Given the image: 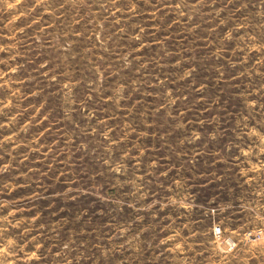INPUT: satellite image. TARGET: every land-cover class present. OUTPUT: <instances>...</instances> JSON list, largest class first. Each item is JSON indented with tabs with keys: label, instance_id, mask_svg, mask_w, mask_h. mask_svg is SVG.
Here are the masks:
<instances>
[{
	"label": "rangeland",
	"instance_id": "1",
	"mask_svg": "<svg viewBox=\"0 0 264 264\" xmlns=\"http://www.w3.org/2000/svg\"><path fill=\"white\" fill-rule=\"evenodd\" d=\"M0 264H264V0H0Z\"/></svg>",
	"mask_w": 264,
	"mask_h": 264
},
{
	"label": "built area",
	"instance_id": "2",
	"mask_svg": "<svg viewBox=\"0 0 264 264\" xmlns=\"http://www.w3.org/2000/svg\"><path fill=\"white\" fill-rule=\"evenodd\" d=\"M214 231H215V232H217V231L220 232V227H219V226H216V227L214 228Z\"/></svg>",
	"mask_w": 264,
	"mask_h": 264
}]
</instances>
